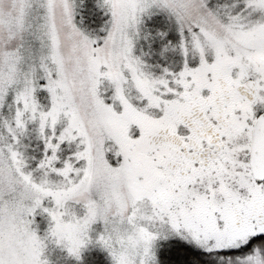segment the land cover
I'll return each instance as SVG.
<instances>
[{"label": "snow or ice", "instance_id": "snow-or-ice-1", "mask_svg": "<svg viewBox=\"0 0 264 264\" xmlns=\"http://www.w3.org/2000/svg\"><path fill=\"white\" fill-rule=\"evenodd\" d=\"M0 264H264V0H0Z\"/></svg>", "mask_w": 264, "mask_h": 264}]
</instances>
